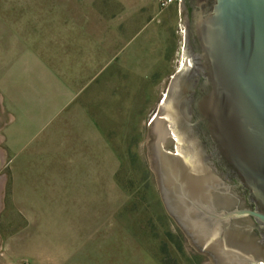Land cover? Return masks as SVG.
<instances>
[{
  "label": "rangeland",
  "instance_id": "374dc122",
  "mask_svg": "<svg viewBox=\"0 0 264 264\" xmlns=\"http://www.w3.org/2000/svg\"><path fill=\"white\" fill-rule=\"evenodd\" d=\"M186 8L181 4L162 10L156 0H0V195L6 202V209L0 212V237L26 221V216L14 209L16 200L12 196L25 187L30 190L28 183L19 179L13 182L14 175L24 174L28 168L16 167L4 152L6 136L16 143L28 137L7 135L8 130L19 126L18 122L10 123L12 112L6 100L12 83L8 77L14 75L12 55L19 48L4 40L9 43L19 38L23 27L35 26L25 20H46L47 16L56 22L93 20L94 27L104 26L94 35L87 34L102 40L101 49L95 52L102 68L95 82L38 137L35 155L39 160L53 161L65 160L77 152L88 162L80 169L92 170L93 174L91 165L96 163V174L101 172L102 177L99 204L97 200L102 213L96 222L87 214L86 223L101 222L97 237L101 233L104 245L116 258H158L166 264L210 261L192 246L167 212L147 147L148 125L184 56L185 26L180 14ZM9 61L12 63L7 64ZM14 97L18 100L22 95ZM13 112L18 121L21 110ZM39 168L42 175L51 170ZM18 205L24 206L22 200ZM79 229L71 230L75 237L67 242L68 249L85 233Z\"/></svg>",
  "mask_w": 264,
  "mask_h": 264
},
{
  "label": "water",
  "instance_id": "95a60500",
  "mask_svg": "<svg viewBox=\"0 0 264 264\" xmlns=\"http://www.w3.org/2000/svg\"><path fill=\"white\" fill-rule=\"evenodd\" d=\"M182 6L186 62L148 125L150 166L205 264H264V0Z\"/></svg>",
  "mask_w": 264,
  "mask_h": 264
},
{
  "label": "crops",
  "instance_id": "0c3cea01",
  "mask_svg": "<svg viewBox=\"0 0 264 264\" xmlns=\"http://www.w3.org/2000/svg\"><path fill=\"white\" fill-rule=\"evenodd\" d=\"M24 22L35 26L23 27L19 38L9 43L4 40L7 45L19 48L14 49L12 55L14 75L8 77L12 83L6 97L12 112L10 123L18 122L19 126L15 125L11 132L8 130L7 135L28 137L16 143L11 137L8 141L6 136L4 152L11 157L10 163L29 169L24 174L14 175L13 182L19 179L21 183H28L30 190L25 187L23 192L12 196L16 200L14 209L24 214L26 221L12 233L0 237V264H164L158 258H116L104 245L106 241L101 233L97 237L101 222L86 223L87 214L96 222L102 213L101 204L97 206V200L98 204L101 200L102 177L101 172L96 174V163L91 165L93 174L92 170L80 169L88 162L79 158L77 152L65 160L36 157L38 149L34 144L38 137L95 82L102 68V60L99 63L95 52L101 49L102 40L87 34L94 35L104 26L94 27L93 20L56 22L52 16ZM0 45L3 46L1 42ZM15 94L22 97L17 100ZM18 109L21 110L20 121L13 112ZM39 167H51V170L42 175ZM18 200H22L24 206L20 207ZM87 200H92L89 205ZM4 208L6 202L0 195V212ZM79 228L85 233L68 249L67 242L75 237L71 230ZM52 230L55 233L47 234Z\"/></svg>",
  "mask_w": 264,
  "mask_h": 264
},
{
  "label": "flooded vegetation",
  "instance_id": "af4514ba",
  "mask_svg": "<svg viewBox=\"0 0 264 264\" xmlns=\"http://www.w3.org/2000/svg\"><path fill=\"white\" fill-rule=\"evenodd\" d=\"M173 151V150H172ZM206 153V152H205ZM206 161H207V163L209 164V166H211V167H213L215 170H217L218 171V173H220V169L216 166V164L214 163V161L208 156V154L206 153ZM209 157V158H208ZM219 169V170H218ZM238 194H239V196H240V198L243 200V199H245V197H244V195L240 192V191H238ZM176 221V220H175ZM177 222V221H176ZM177 224L180 226V224L177 222ZM181 227V226H180ZM256 246H258V249L256 250V252H259L260 254H261V256H264V243H262V241L261 240H256ZM197 250L198 251H202V252H204L209 258H212L211 256H210V254L207 252V251H204V250H200V249H198L197 248Z\"/></svg>",
  "mask_w": 264,
  "mask_h": 264
},
{
  "label": "built area",
  "instance_id": "2783aa9c",
  "mask_svg": "<svg viewBox=\"0 0 264 264\" xmlns=\"http://www.w3.org/2000/svg\"><path fill=\"white\" fill-rule=\"evenodd\" d=\"M160 9H164L170 5H181L182 0H157Z\"/></svg>",
  "mask_w": 264,
  "mask_h": 264
},
{
  "label": "bare ground",
  "instance_id": "6f19581e",
  "mask_svg": "<svg viewBox=\"0 0 264 264\" xmlns=\"http://www.w3.org/2000/svg\"><path fill=\"white\" fill-rule=\"evenodd\" d=\"M185 62H186V57L184 55V56L180 57V64L185 63Z\"/></svg>",
  "mask_w": 264,
  "mask_h": 264
},
{
  "label": "trees",
  "instance_id": "16d2710c",
  "mask_svg": "<svg viewBox=\"0 0 264 264\" xmlns=\"http://www.w3.org/2000/svg\"><path fill=\"white\" fill-rule=\"evenodd\" d=\"M164 264H166V263H164Z\"/></svg>",
  "mask_w": 264,
  "mask_h": 264
}]
</instances>
